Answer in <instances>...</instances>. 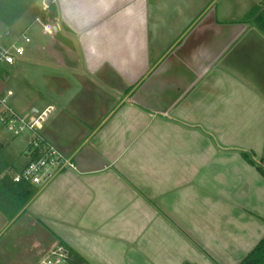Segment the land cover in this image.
Returning a JSON list of instances; mask_svg holds the SVG:
<instances>
[{"label": "crops", "instance_id": "obj_1", "mask_svg": "<svg viewBox=\"0 0 264 264\" xmlns=\"http://www.w3.org/2000/svg\"><path fill=\"white\" fill-rule=\"evenodd\" d=\"M56 1L58 22L18 19L31 41L0 92L52 107L43 133L75 169L34 185L0 264L60 240L85 264H240L264 238V176L242 155L264 162V0L236 17L217 0Z\"/></svg>", "mask_w": 264, "mask_h": 264}, {"label": "built area", "instance_id": "obj_2", "mask_svg": "<svg viewBox=\"0 0 264 264\" xmlns=\"http://www.w3.org/2000/svg\"><path fill=\"white\" fill-rule=\"evenodd\" d=\"M48 6L49 4L43 9ZM44 30L52 32L53 28L45 25ZM30 41L31 38L24 33L8 45L0 42V67L15 64L24 55V43ZM11 95V91L0 92V126L14 136H21L26 132L30 134L27 151L30 160L24 168L13 175V180L42 185L61 172L75 169L73 159L51 143L43 133L52 107L48 106L37 112L24 113L14 107L10 99ZM68 261L67 248L58 243L38 264H68Z\"/></svg>", "mask_w": 264, "mask_h": 264}, {"label": "trees", "instance_id": "obj_3", "mask_svg": "<svg viewBox=\"0 0 264 264\" xmlns=\"http://www.w3.org/2000/svg\"><path fill=\"white\" fill-rule=\"evenodd\" d=\"M36 0H0V23H5L11 27ZM257 8L252 10V14ZM39 18L44 22L54 23L60 21V11L57 1L51 0L49 6L43 10H37ZM263 22L261 26L264 29V12L259 16ZM66 28L65 24H63ZM243 157L264 176L263 160L255 161L250 154L242 152ZM0 169V211L12 220L22 208L37 193L34 185L27 182H15L13 175L4 174ZM185 236L188 234L181 229ZM69 252L68 264H85V260L65 242L59 241ZM212 260V259H211ZM240 264H264V238L256 247L243 259Z\"/></svg>", "mask_w": 264, "mask_h": 264}, {"label": "rangeland", "instance_id": "obj_4", "mask_svg": "<svg viewBox=\"0 0 264 264\" xmlns=\"http://www.w3.org/2000/svg\"><path fill=\"white\" fill-rule=\"evenodd\" d=\"M258 0H217L215 5L217 8L222 11V9L226 8L227 10L224 16L236 17L241 15L244 11H248L253 4H255ZM51 0H36L35 3L31 5L32 9L37 10L43 9L46 5H48ZM30 9V8H29ZM27 12V11H26ZM25 12V13H26ZM17 20L11 27H8L5 23H0V42L8 45L18 37H20V33L24 32L23 29L25 25L28 23L27 16ZM29 19V18H28ZM11 31L10 34L6 35L7 32ZM32 30L28 32L29 37L31 38ZM23 43V41H21ZM25 45V44H24ZM26 98L20 100L22 104L26 103ZM30 134L28 132L23 133L21 136H14L10 132L6 131L0 126V143L5 144L4 150H0V169L2 170V176L4 174L14 175L16 170L14 167L19 166L25 160L23 155L25 144L24 137L29 139ZM28 144V141H27ZM6 216L0 212V232L4 233L6 229ZM2 235V234H1ZM200 252L204 253L206 257L214 260L212 256L206 253L204 250ZM216 262V260H214Z\"/></svg>", "mask_w": 264, "mask_h": 264}, {"label": "water", "instance_id": "obj_5", "mask_svg": "<svg viewBox=\"0 0 264 264\" xmlns=\"http://www.w3.org/2000/svg\"><path fill=\"white\" fill-rule=\"evenodd\" d=\"M8 33H10V31Z\"/></svg>", "mask_w": 264, "mask_h": 264}]
</instances>
